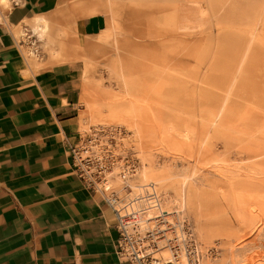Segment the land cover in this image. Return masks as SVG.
I'll return each instance as SVG.
<instances>
[{"label":"rangeland","instance_id":"rangeland-1","mask_svg":"<svg viewBox=\"0 0 264 264\" xmlns=\"http://www.w3.org/2000/svg\"><path fill=\"white\" fill-rule=\"evenodd\" d=\"M102 1L105 28L85 44L50 22L92 61L86 75L79 61L80 149L139 165L130 184L145 170L168 198L199 192L208 235L181 200L165 208L191 221L202 264H264V0ZM38 46L33 65L53 64ZM110 183L125 192L118 175Z\"/></svg>","mask_w":264,"mask_h":264},{"label":"crops","instance_id":"crops-1","mask_svg":"<svg viewBox=\"0 0 264 264\" xmlns=\"http://www.w3.org/2000/svg\"><path fill=\"white\" fill-rule=\"evenodd\" d=\"M8 2L0 7V264H130L117 252L112 210L72 153L86 87L80 62L40 58L31 67L22 52L39 47L26 24L39 14L85 44L105 28L104 3Z\"/></svg>","mask_w":264,"mask_h":264},{"label":"built area","instance_id":"built-area-1","mask_svg":"<svg viewBox=\"0 0 264 264\" xmlns=\"http://www.w3.org/2000/svg\"><path fill=\"white\" fill-rule=\"evenodd\" d=\"M72 147L79 175L88 187L99 192L112 210L115 226L119 233L117 252L130 264H202L204 253L194 228L182 210L145 221V212L153 200L158 199L151 187L142 193H131V178L139 169V165H106L100 157L92 155L87 148ZM89 152L88 155L85 153ZM102 158V157H101ZM115 172V174H114ZM118 175L125 192L110 183ZM106 181L110 183L107 187ZM151 202V203H150ZM156 202V201H155ZM155 223H151L156 221ZM168 256H163V253ZM215 252V249H214ZM210 251L212 256H215Z\"/></svg>","mask_w":264,"mask_h":264},{"label":"bare ground","instance_id":"bare-ground-1","mask_svg":"<svg viewBox=\"0 0 264 264\" xmlns=\"http://www.w3.org/2000/svg\"><path fill=\"white\" fill-rule=\"evenodd\" d=\"M8 1L9 0H0V7L7 8L9 5ZM51 19L53 18L51 17ZM27 23L30 24L29 37L31 35H34L37 41L45 42V45L49 48L48 53H50L49 54L50 56L49 55L48 56L50 57V60L53 62V64H64V63L66 64V63H74V62L76 63V61H82L84 63V75H86L87 71L89 72V68L92 66V61L89 55L84 50V48L81 45L71 44V42H68V41L65 42V41L58 39V34L54 32L55 30L53 31L54 33L51 32L50 20L47 16L43 14L36 15L33 18H30V20H27L26 24ZM13 28L14 30L12 31H14L17 36L27 35L24 28H21L20 25L14 26ZM30 48L31 47L26 46V48L23 49L22 52H23V55L25 54L24 57L25 56L27 58L29 57V61L26 58L27 59L26 62L28 63V65L32 67V66H35V64L33 65V59H34L33 57L35 56V53H34L35 51L33 52ZM115 58H118L117 55L115 56ZM111 61H112L111 63L113 66L114 61L113 60ZM117 61L118 60H115V62ZM131 109H134V106H133V103L130 102L128 104L122 105L121 110H122V113L126 116L127 113H129ZM140 174H141V177L139 178L138 183L130 184L131 191L129 192L134 193V194L136 192L142 193L146 188L151 187L155 196L158 195L159 197L158 199L152 201L153 204L150 205L147 211L145 212V218H144L145 221L153 220L154 218L161 216V213L165 211H167V214H171L176 211H179V210H174V211L168 210V208H165V207H169L172 204L177 206L179 204L178 203L179 200H181L183 204L180 203V205L182 204L184 205V207L186 206L195 215V218L197 219V222L199 223V226H198L200 227L199 231L201 233L203 232L204 235L205 233L207 234L210 231L211 226L207 224V221L205 218L206 216L204 217L205 207L203 205V200L199 192H197L195 189H189V193H187L185 187L180 185L179 188L172 190L175 193L173 194L172 197H170L168 194L169 196L168 198L167 193L160 194L161 192L157 190V180L156 179L150 180L147 174L145 173V170ZM106 184H107V181H106ZM106 186L109 187L108 185ZM122 188L125 189L124 186ZM190 188L192 187L190 186ZM154 222L156 223L157 220L151 223L153 224ZM163 256L167 257L168 253L164 252Z\"/></svg>","mask_w":264,"mask_h":264}]
</instances>
